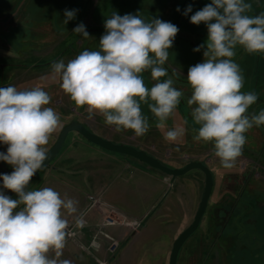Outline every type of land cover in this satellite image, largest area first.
<instances>
[{
    "label": "rangeland",
    "instance_id": "obj_1",
    "mask_svg": "<svg viewBox=\"0 0 264 264\" xmlns=\"http://www.w3.org/2000/svg\"><path fill=\"white\" fill-rule=\"evenodd\" d=\"M245 2L252 5L245 14L264 13V0ZM209 3L211 0H0V87H41L48 92L51 101L47 107L59 113L60 127L49 137L44 146L47 150L63 126L78 121L91 132L114 143L132 145L168 167L182 168L190 161L204 163L213 176L211 194L197 229L181 246L176 264H264V125L245 133L242 156L231 169L222 167L211 142L193 140L194 130L200 126L191 116L195 106L187 104L192 94L187 74L190 66L204 60V49H193L201 44L206 47L208 30L204 23L192 24L190 17ZM189 5L192 11L185 15ZM65 10H77L67 24L63 23ZM113 12L138 14L146 22L155 17L179 28L162 65L168 75L159 78L163 82L171 77L173 86L183 92L164 130L184 127L185 135L177 142H166L156 127L158 118L148 108L153 101L144 103L137 98L150 125L145 135L137 137L132 130L117 133L114 126L105 124L102 115L89 119L86 106L77 107L60 82L51 79L54 61L67 63L84 50H100L104 21ZM80 23L91 37L73 32ZM234 51L232 59L244 77L241 91L258 95L246 114H259L264 110V53L249 54L239 45ZM140 75L145 77L144 72ZM147 76L150 90L158 81L150 72ZM7 147L0 143V152L6 153ZM67 155V166L51 172L49 167L57 158ZM13 170L0 161V174ZM2 185L0 179V191L10 194ZM45 187L56 190L62 198L78 201L76 213L61 210L68 228L58 260L71 264H168L174 240L192 222L198 208L204 174L192 169L172 178L70 131L55 158L33 178L27 190ZM154 207L145 224L139 226ZM81 216L83 225L77 224ZM48 255L56 258L54 250Z\"/></svg>",
    "mask_w": 264,
    "mask_h": 264
},
{
    "label": "clouds",
    "instance_id": "obj_2",
    "mask_svg": "<svg viewBox=\"0 0 264 264\" xmlns=\"http://www.w3.org/2000/svg\"><path fill=\"white\" fill-rule=\"evenodd\" d=\"M251 8L245 0H211L190 17L192 24L204 23L208 30L206 47L201 44L193 49H204V60L190 66L187 74L192 89L187 104L195 106L191 116L200 126L194 130L193 140L211 142L214 155L225 169L235 167L242 156L245 133L264 125V110L246 114L258 95L241 91L244 77L232 59L237 45L249 54L264 53V13L245 14ZM76 11L65 10L63 23L74 19ZM191 11L189 5L184 14ZM104 28L99 51L84 50L67 63L63 59L54 61L51 79L60 82L77 107L86 106L89 119L100 114L117 133L132 130L137 137L150 128L137 98L144 103L150 98L154 103H149L148 108L158 118L156 127L166 142H177L185 135L184 127L164 130L183 92L173 86L171 77L163 82L159 78L168 75L162 65L179 28L155 17L146 22L138 14L121 16L116 12L106 18ZM73 32L91 37L83 23ZM147 69L158 81L150 90L140 75ZM50 101V95L41 87H0V143L8 146L6 153L0 152V161L14 169L10 174H0V179L3 189L19 197L13 200L0 191V264H71L57 259L65 247L68 228L61 210L76 213L78 201L62 198L50 187L27 190L48 159L44 146L60 127L59 113L47 107ZM83 223L81 216L77 224ZM53 250L56 258L48 255Z\"/></svg>",
    "mask_w": 264,
    "mask_h": 264
},
{
    "label": "water",
    "instance_id": "obj_3",
    "mask_svg": "<svg viewBox=\"0 0 264 264\" xmlns=\"http://www.w3.org/2000/svg\"><path fill=\"white\" fill-rule=\"evenodd\" d=\"M70 131H76L81 134L83 137L88 139L89 141L93 142L94 144L98 145L99 147L113 152L122 153L131 157L138 159L139 161L155 168L163 173L170 175L172 178L177 176L184 175L188 171L192 169H198L204 174V187L202 191V195L198 204V208L194 214L192 222L178 234L176 239L173 242L170 254H169V261L168 264H176L177 263V256L181 246L184 242L188 239V237L196 230L201 220V217L206 209L209 196L211 194L212 186H213V177L210 169L202 162L199 161H190L182 168H171L164 164H162L157 158L148 154L147 152L137 149L136 147L123 144V143H114L111 140L103 138L98 134L91 132L88 128H86L83 124L78 121H71L70 123L63 126L60 130L59 136L56 139L55 143L48 149V159L44 162V166L37 171V173L33 176V178L43 169L45 168L52 159L55 158L57 153L62 147V144L65 140L66 135ZM32 178V180H33ZM31 180V181H32ZM30 181V182H31ZM30 184V183H29ZM28 187V186H27ZM13 200L19 199L18 195L14 192L8 194ZM156 207H154L151 212L139 223V226L145 224L146 219L154 212Z\"/></svg>",
    "mask_w": 264,
    "mask_h": 264
},
{
    "label": "crops",
    "instance_id": "obj_4",
    "mask_svg": "<svg viewBox=\"0 0 264 264\" xmlns=\"http://www.w3.org/2000/svg\"><path fill=\"white\" fill-rule=\"evenodd\" d=\"M68 155L67 156H65V157H60V158H57L58 160L52 165V166H50L49 168L51 169L50 171L52 172H57L59 169H61L62 167H64V165H66L65 164V162L68 160ZM67 166V165H66ZM47 169V168H46ZM47 171L48 170H46V174H47ZM50 173V172H49ZM60 183L59 182H57L56 184H55V186L57 187L58 185H59Z\"/></svg>",
    "mask_w": 264,
    "mask_h": 264
},
{
    "label": "flooded vegetation",
    "instance_id": "obj_5",
    "mask_svg": "<svg viewBox=\"0 0 264 264\" xmlns=\"http://www.w3.org/2000/svg\"><path fill=\"white\" fill-rule=\"evenodd\" d=\"M92 29H93V26H92ZM81 49H82V48H81ZM80 51H81V50H80ZM146 71H147V72L144 71V73H145V77H144V78H145L146 81H147V85H146V87H148L150 82H149V79H148L149 77L147 76V73H149V72L151 73V69H147ZM148 100L151 101L150 98H148ZM178 106H179V105H178ZM180 106H183V105L180 104ZM179 108H180V107H179ZM186 119L188 120V117H186ZM212 177H213V176H212ZM206 207H207V206H206ZM205 210H206V209H205ZM204 212H205V211H204ZM203 214H204V213H203ZM202 216H203V215H202ZM201 218H202V217H201ZM199 223H200V222H199ZM196 229H197V228H196Z\"/></svg>",
    "mask_w": 264,
    "mask_h": 264
},
{
    "label": "trees",
    "instance_id": "obj_6",
    "mask_svg": "<svg viewBox=\"0 0 264 264\" xmlns=\"http://www.w3.org/2000/svg\"><path fill=\"white\" fill-rule=\"evenodd\" d=\"M143 79V81H144V84H145V86L147 85V81H146V79L145 78H142Z\"/></svg>",
    "mask_w": 264,
    "mask_h": 264
}]
</instances>
